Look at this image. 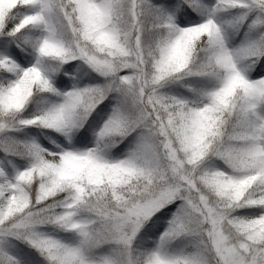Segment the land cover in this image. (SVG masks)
Here are the masks:
<instances>
[{
    "label": "snow or ice",
    "instance_id": "obj_1",
    "mask_svg": "<svg viewBox=\"0 0 264 264\" xmlns=\"http://www.w3.org/2000/svg\"><path fill=\"white\" fill-rule=\"evenodd\" d=\"M0 264H264V0H0Z\"/></svg>",
    "mask_w": 264,
    "mask_h": 264
}]
</instances>
